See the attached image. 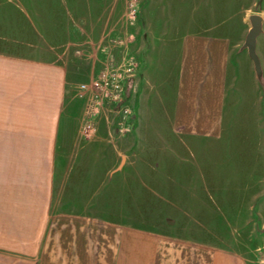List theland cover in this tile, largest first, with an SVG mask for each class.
<instances>
[{"label": "crops", "instance_id": "0c3cea01", "mask_svg": "<svg viewBox=\"0 0 264 264\" xmlns=\"http://www.w3.org/2000/svg\"><path fill=\"white\" fill-rule=\"evenodd\" d=\"M147 13L130 98L136 126L116 137L117 159L91 152L109 143L104 137L67 158L76 87L69 63L45 58L44 46L41 58L0 52V264H258L244 252L104 215L111 179L128 177L133 193L142 191V170L125 168L152 145L182 157L206 146L222 194H264V2L149 0ZM255 14L259 71L245 46ZM147 131L153 144L142 138ZM176 174L169 177L189 183L188 171ZM252 182L259 188L250 191Z\"/></svg>", "mask_w": 264, "mask_h": 264}, {"label": "rangeland", "instance_id": "374dc122", "mask_svg": "<svg viewBox=\"0 0 264 264\" xmlns=\"http://www.w3.org/2000/svg\"><path fill=\"white\" fill-rule=\"evenodd\" d=\"M148 10L149 0H0V52L41 58L44 46L45 58L70 64L76 87L70 141L65 149L68 159L81 152L87 140L102 137L109 143L106 140L104 146L94 145L91 152L117 159L116 137L135 129L136 111L130 98L143 67L140 42L144 41L141 34L145 32L147 37L150 28L146 22ZM127 56L136 63L134 76L125 87L123 106L130 108L129 112L104 105L95 114L94 129H87L85 102L77 94L78 86L98 77L106 65L121 64ZM102 127L108 131L96 134ZM149 134L147 131L142 138L146 144H153L154 136ZM150 147L154 149L150 155L140 151V157L132 158L125 168L142 170V179L138 185L137 179L135 183L137 187L142 185V191L133 193V184L129 183L132 179L128 177L111 179L110 208L103 211L104 215L145 230L231 248L264 264V211L259 206L264 194H222L220 179L211 178V157L206 146L198 147L197 157L192 153L182 157L153 145L145 148ZM116 164L111 161V166ZM69 165L67 162V169ZM184 171L190 173L189 183L178 176L169 177ZM150 174L152 178L144 177ZM255 184L252 182L248 189L259 188ZM172 186L174 193L160 191Z\"/></svg>", "mask_w": 264, "mask_h": 264}, {"label": "built area", "instance_id": "2783aa9c", "mask_svg": "<svg viewBox=\"0 0 264 264\" xmlns=\"http://www.w3.org/2000/svg\"><path fill=\"white\" fill-rule=\"evenodd\" d=\"M136 63L133 58L127 56L121 64L106 65V68L100 75L88 83H82L78 86V96L85 102V127L94 129L96 113L104 105H112L111 108H124L125 87L128 79L134 76ZM125 106L124 111L129 112ZM133 114H131V118Z\"/></svg>", "mask_w": 264, "mask_h": 264}, {"label": "water", "instance_id": "95a60500", "mask_svg": "<svg viewBox=\"0 0 264 264\" xmlns=\"http://www.w3.org/2000/svg\"><path fill=\"white\" fill-rule=\"evenodd\" d=\"M251 23H252V26L246 37L245 46L248 48L249 54L251 58L254 60L256 69L259 71L261 68V65H260L258 54L256 52V44H257V37L262 31V17L257 14L252 15Z\"/></svg>", "mask_w": 264, "mask_h": 264}]
</instances>
